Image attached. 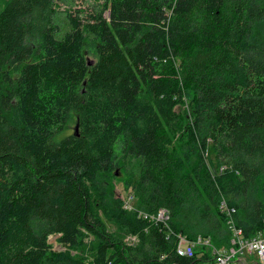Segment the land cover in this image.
I'll return each instance as SVG.
<instances>
[{
  "label": "trees",
  "instance_id": "obj_1",
  "mask_svg": "<svg viewBox=\"0 0 264 264\" xmlns=\"http://www.w3.org/2000/svg\"><path fill=\"white\" fill-rule=\"evenodd\" d=\"M57 11V0H0V264L211 262L232 246L229 218L253 238L264 227V0H104L67 12L61 37ZM128 162L133 210L109 184ZM159 209L166 224L139 216ZM179 235L208 244L180 257ZM88 237L89 260L76 257Z\"/></svg>",
  "mask_w": 264,
  "mask_h": 264
},
{
  "label": "rangeland",
  "instance_id": "obj_2",
  "mask_svg": "<svg viewBox=\"0 0 264 264\" xmlns=\"http://www.w3.org/2000/svg\"><path fill=\"white\" fill-rule=\"evenodd\" d=\"M94 2H100L103 4L104 0H57L58 4V11L56 14V23L58 24L60 28V34H58L59 37L65 33V31L68 30L67 26V19H66V13L69 11H73L76 8H85L88 9L90 8ZM84 55L85 58L88 62V64H91L95 61V56H94V48L91 45H85L84 48ZM179 113L182 114V116L186 115L189 116V111H188V105L187 103L183 105L182 107L178 108ZM73 129H75V125L72 124L71 127L69 128V131L72 132ZM207 162L212 171L215 170V165H214V160H213V153L211 150V146L208 148V154H207ZM138 175V167L135 163L133 162H128L127 165H125L122 169L118 170L115 172V175L109 179V184L111 185L112 191L116 197L119 199H123L124 197L128 195H133L131 194L132 189L130 187L135 183V180ZM130 184V187L128 186ZM92 190V200L93 202L97 201V195L94 192V188ZM134 201V200H133ZM132 201V203H133ZM133 207L135 206V203L132 205ZM96 214L99 219L102 220V222L105 223L106 227L108 228L109 232H115V226L111 220H109L102 212V210H97ZM136 238V236H124L123 240L127 245H131L132 239ZM92 237H88L86 241V247L83 248V250L80 251H74L73 253L76 255V257H86V259L89 260L91 253H92V248L94 241ZM137 240V239H136ZM138 241V240H137ZM48 243L52 245V250L53 251H64L63 248H61L57 244V236L52 235L48 239ZM248 262L250 264H253L256 262V257L254 255H247Z\"/></svg>",
  "mask_w": 264,
  "mask_h": 264
},
{
  "label": "built area",
  "instance_id": "obj_3",
  "mask_svg": "<svg viewBox=\"0 0 264 264\" xmlns=\"http://www.w3.org/2000/svg\"><path fill=\"white\" fill-rule=\"evenodd\" d=\"M223 169H225V167H221L219 171L222 172ZM122 200L124 209L133 210L134 207L132 206V201L134 199L132 195H128ZM221 206L228 215L234 212L232 209H227L224 206V203H222ZM139 216H141L143 219L149 218L155 223L163 224H166V221L169 219L168 211L165 209H159L155 216H147L141 213H139ZM227 224L232 234V246L227 249L214 250L213 260L211 262L200 264H239L240 260L244 261L246 264H250L248 262L247 255H254L256 257L257 261L253 264H264V227L259 232H257L253 238L245 239L243 237L242 230L234 226L231 218H229ZM177 238L178 242L175 252L178 256L185 258L193 257V251L197 245L208 244L207 240L202 241L200 238H198L196 242H189L181 235H179ZM136 242V238H133L131 245L135 244Z\"/></svg>",
  "mask_w": 264,
  "mask_h": 264
},
{
  "label": "water",
  "instance_id": "obj_4",
  "mask_svg": "<svg viewBox=\"0 0 264 264\" xmlns=\"http://www.w3.org/2000/svg\"><path fill=\"white\" fill-rule=\"evenodd\" d=\"M77 131V126H75L74 132L76 133ZM239 264H246L244 261L240 260Z\"/></svg>",
  "mask_w": 264,
  "mask_h": 264
}]
</instances>
